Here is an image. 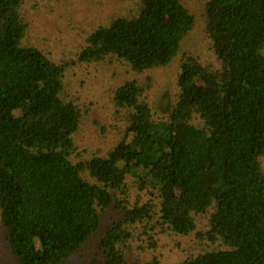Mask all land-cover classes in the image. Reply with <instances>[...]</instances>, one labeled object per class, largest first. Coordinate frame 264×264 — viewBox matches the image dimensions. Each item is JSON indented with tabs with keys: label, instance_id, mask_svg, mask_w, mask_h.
Returning a JSON list of instances; mask_svg holds the SVG:
<instances>
[{
	"label": "trees",
	"instance_id": "1",
	"mask_svg": "<svg viewBox=\"0 0 264 264\" xmlns=\"http://www.w3.org/2000/svg\"><path fill=\"white\" fill-rule=\"evenodd\" d=\"M27 1L0 0V243L15 264H67L97 235L80 264H134L162 235L194 242L167 264H264V0H138L107 20L92 0H39L67 12L58 33L81 24L67 4L96 10L72 53L31 37ZM197 28L215 65L179 55ZM177 58L159 116L152 73ZM100 64L131 76L112 91L110 142L80 154L83 71Z\"/></svg>",
	"mask_w": 264,
	"mask_h": 264
},
{
	"label": "rangeland",
	"instance_id": "2",
	"mask_svg": "<svg viewBox=\"0 0 264 264\" xmlns=\"http://www.w3.org/2000/svg\"><path fill=\"white\" fill-rule=\"evenodd\" d=\"M92 1L98 8L99 17L102 20H107L114 15L129 14L131 10L135 8V4L138 0H115L114 2L112 0H102L101 2H97V0ZM185 1L191 10H196V0ZM37 2L41 5V1L39 0H28L25 4L26 12L31 22V37L48 33L46 41L44 42L49 49L48 51L56 53V45L60 50L66 49V52H75L79 45L84 42V36L80 33L79 28L83 27V24H87L94 19L96 20L97 15L94 14L96 10L93 12L89 11L80 3H76L75 6L67 4L72 16L81 24L76 26L74 23V30L58 33V25L61 23L66 25L63 19L66 17L67 12L60 9L61 6H57L53 12L45 13L46 16H44V10L37 12L33 9L32 6ZM53 30L54 35L58 33V42L53 40L50 41L49 37L53 35ZM181 49L182 51L179 55H181L183 51L188 50L197 53L205 63L211 62L214 65L216 63L210 49V42L200 33V28L193 30L185 37L184 41L181 43ZM178 67L179 58L175 59L168 68L157 70L152 73L154 85L151 90L148 91L147 100L159 116L166 113L164 108L165 103L174 95L175 77ZM124 73L125 69L118 64H100L96 67H88L83 71V80L85 83L80 90L79 97L81 98L80 105L83 106L84 109H87V118L82 122V127L75 136V141L78 145V153L81 154L84 150L93 153V151L104 148L106 144L110 142L111 138L109 137V133L111 132L110 127L113 123L112 116L114 112L112 91L119 85L124 77L131 76L129 73ZM129 193L131 200L136 199L137 195H139L134 189H130ZM146 197V195H143V200H146ZM110 214L114 215L115 213L111 211ZM105 227L106 223H103L101 229ZM200 228H202V225H200ZM99 237V235L95 236L80 255L74 261L68 262L67 264H80L82 261L88 259L93 253V248ZM192 244H194V242L193 239L191 240L190 238H174L172 236L162 235L158 238L157 248L153 254L152 251L149 250L147 253H137L135 257L136 261H132V263L147 262L151 255H157L164 264L173 263L181 260L182 257L190 252V245ZM0 264H15L12 256L3 248L2 243H0Z\"/></svg>",
	"mask_w": 264,
	"mask_h": 264
}]
</instances>
